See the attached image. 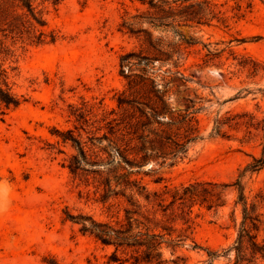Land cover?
<instances>
[{
  "label": "rangeland",
  "instance_id": "obj_1",
  "mask_svg": "<svg viewBox=\"0 0 264 264\" xmlns=\"http://www.w3.org/2000/svg\"><path fill=\"white\" fill-rule=\"evenodd\" d=\"M146 13L148 7L133 0H62L45 5V30L55 34L54 43L7 40L13 53L5 67L14 92L26 101L0 112V264H109L115 247L95 234L104 224L126 226L127 209L137 210L134 233L164 235L167 264H208L210 251L222 254L235 242L243 207L236 206L235 187L223 184L234 183L261 156L263 139L254 132L242 143L245 129L230 130L231 137L212 131L215 119L227 112L264 118V95L256 90L264 89V71L253 77L239 65L253 59L264 66V0H255L251 11L228 25L182 28L196 40L185 44L181 67L192 80L163 87V78H171L166 71L176 69L160 61L149 76L162 91L169 89L174 111L195 106L198 139L172 166L159 156L129 167L117 153L118 135L108 127L119 117L118 100L127 90L122 56L143 50L142 41L123 33L121 25ZM135 27L164 48L177 40L165 27ZM209 51L223 52L205 65ZM133 72L141 74V67L133 66ZM148 147L150 154L166 152L158 138ZM243 181L250 202L264 197V169ZM188 186L194 197L173 202Z\"/></svg>",
  "mask_w": 264,
  "mask_h": 264
},
{
  "label": "trees",
  "instance_id": "obj_2",
  "mask_svg": "<svg viewBox=\"0 0 264 264\" xmlns=\"http://www.w3.org/2000/svg\"><path fill=\"white\" fill-rule=\"evenodd\" d=\"M148 7V13L138 15L133 20H124L121 31L142 41L141 52H129L121 59V73L127 79V90L118 100L120 115L110 122L109 133L118 135L121 144L116 149L121 161L129 167L142 165L151 158L163 156L170 165L187 157L189 145L198 139V122L195 106H188L185 113L174 111L168 102L169 89L164 91L158 86L156 80L149 76L155 71V62L172 63V69L166 73L170 79H164L163 87L168 88L171 82L178 79L184 83L192 78L181 70L186 45L195 44L193 37H188L182 30L184 27L209 26L214 22L228 25L232 18L241 19L254 6L255 0H133ZM62 0H0V112L6 114L11 109L18 108L26 99L20 97L13 90L10 83L9 70L5 67L6 61L12 55L7 44L9 38L29 41L33 44L54 43L57 38L54 33H48L45 28V5L52 3L59 5ZM230 13H233L230 15ZM148 22L153 25L165 27L171 31L176 41L166 44L153 40L151 34L144 29H137L136 24ZM223 51H209V65L214 59L221 57ZM141 67V74L133 72V66ZM243 69H248L255 77L264 66L253 59L239 61ZM257 91L264 95V89ZM247 93H252L246 89ZM241 93V92H240ZM239 93V94H240ZM127 94V95H126ZM238 94V95H239ZM236 98H240L237 96ZM193 109V110H191ZM245 129L246 136L241 140L248 143L254 132L262 136L263 142L261 156L254 157L239 174L232 184H223L225 187L234 186L238 191L236 206L242 205L243 217L238 227L235 242L219 251H210L211 262L221 257L228 259V264H264V197L256 195L250 202L246 194L244 178L248 173H257L264 169V118L260 119L255 113L243 111L237 113L227 112L224 116L215 119L213 136L231 137L230 130ZM108 136V135H106ZM152 138H158L166 144V152L157 150L155 154L149 153L148 143ZM68 140L69 138L64 137ZM79 149L83 153V147ZM143 155L138 159L139 155ZM133 155L134 158H130ZM78 160V157H75ZM72 170L74 168L72 166ZM162 177L156 178L161 182ZM174 201L178 199L185 203L193 198L190 186L183 188V195H173ZM150 198V194L147 195ZM214 205L210 204L209 208ZM192 206H189L191 209ZM191 213V210L189 211ZM128 224L119 228L101 225L98 227L96 237L104 245H113L115 250L109 256V264H167L163 256L162 244L164 235L149 230L146 236L140 232L134 233L133 217L137 210L127 209ZM190 220L187 218L185 224ZM166 230V228H164Z\"/></svg>",
  "mask_w": 264,
  "mask_h": 264
}]
</instances>
